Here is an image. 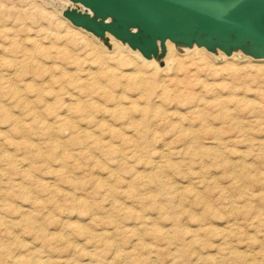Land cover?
Listing matches in <instances>:
<instances>
[{
  "label": "rangeland",
  "instance_id": "1",
  "mask_svg": "<svg viewBox=\"0 0 264 264\" xmlns=\"http://www.w3.org/2000/svg\"><path fill=\"white\" fill-rule=\"evenodd\" d=\"M62 7L0 0V264H264V61L158 70Z\"/></svg>",
  "mask_w": 264,
  "mask_h": 264
},
{
  "label": "water",
  "instance_id": "2",
  "mask_svg": "<svg viewBox=\"0 0 264 264\" xmlns=\"http://www.w3.org/2000/svg\"><path fill=\"white\" fill-rule=\"evenodd\" d=\"M61 16L96 37L108 35L164 65L166 42L182 53L192 47L212 54L242 53L264 59V0H68Z\"/></svg>",
  "mask_w": 264,
  "mask_h": 264
},
{
  "label": "bare ground",
  "instance_id": "3",
  "mask_svg": "<svg viewBox=\"0 0 264 264\" xmlns=\"http://www.w3.org/2000/svg\"><path fill=\"white\" fill-rule=\"evenodd\" d=\"M56 1H58L59 3H60V5L61 6H63V7H66V6H71L72 4L68 1V0H56ZM57 12H58V15H59V17H61L63 20H65L70 26H72L66 19H64L62 16H61V9H57L56 10ZM72 27H74V26H72ZM74 28H76V27H74ZM77 29H79L80 31H82V32H84L82 29H80V28H77ZM84 33H86V34H88L87 32H84ZM89 35V34H88ZM89 36H91V35H89ZM92 37V36H91ZM108 38H109V41H110V43L112 44V51L114 50V41H117L116 39H114L111 35H108ZM117 42H119V41H117ZM120 46H121V48L123 49V50H129V51H131V52H133V53H137L138 55H139V59L140 60H144L145 62H150L154 67H156L158 70H162V69H164L165 67H166V60H167V57H168V55L170 54V51L172 50V51H174L175 53H177L176 51H175V49H174V46H173V44L171 43V42H169V41H167L166 42V48H167V52H166V56L164 57V65L162 66V67H159L158 66V64H157V62L154 60V59H150V60H146V59H144L141 55H140V53L137 51V50H131L129 47H127L126 45H122V44H120ZM103 47V46H102ZM104 48V47H103ZM205 50L204 48H198V47H192L191 49H185L184 50V53L183 54H181V55H187V54H190V53H192L193 51H195V52H199V51H201V50ZM112 51H110V52H112ZM220 54V57L221 58H223V57H225V58H227V59H231V58H237L238 56V54L237 53H233L231 56H225L223 53H219ZM246 58H249V59H251L250 57H248V56H246V57H244V59H246ZM253 61H264V59L263 60H253ZM6 75V74H5ZM96 83H97V81H96ZM220 106H221V108H223L224 110L226 109V107H225V105L221 102L220 103ZM61 119V118H60ZM67 119V118H66ZM58 120V119H57ZM66 124V123H65ZM68 124V123H67ZM1 147V146H0ZM183 195V194H182ZM246 199V198H245ZM233 204V203H232ZM257 213V212H256ZM31 219V218H30ZM29 219H27L26 221H28ZM32 221V220H31ZM31 221H28V222H31ZM29 225L31 224V223H28ZM258 226V225H257ZM39 228V227H38ZM32 229V228H31ZM35 229V228H34ZM39 229H41V227L39 228ZM33 230V229H32ZM38 230V229H37ZM36 233H38V232H36ZM71 236V235H70ZM230 240V239H229ZM33 260V259H32ZM33 263V262H32Z\"/></svg>",
  "mask_w": 264,
  "mask_h": 264
}]
</instances>
